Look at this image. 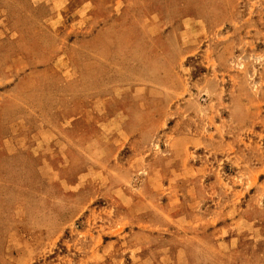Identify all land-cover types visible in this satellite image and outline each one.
<instances>
[{
	"label": "rangeland",
	"instance_id": "374dc122",
	"mask_svg": "<svg viewBox=\"0 0 264 264\" xmlns=\"http://www.w3.org/2000/svg\"><path fill=\"white\" fill-rule=\"evenodd\" d=\"M0 264H264V0H0Z\"/></svg>",
	"mask_w": 264,
	"mask_h": 264
},
{
	"label": "crops",
	"instance_id": "0c3cea01",
	"mask_svg": "<svg viewBox=\"0 0 264 264\" xmlns=\"http://www.w3.org/2000/svg\"><path fill=\"white\" fill-rule=\"evenodd\" d=\"M54 9H52V12L49 15L48 19L42 20V24L40 25V27H42V28H44V29H46L48 31L54 30L53 24L55 25V22L58 19V15H57V12H56L57 9L56 8H54Z\"/></svg>",
	"mask_w": 264,
	"mask_h": 264
}]
</instances>
